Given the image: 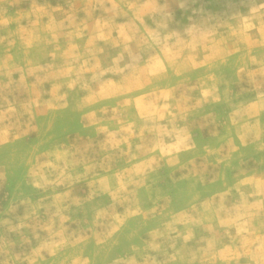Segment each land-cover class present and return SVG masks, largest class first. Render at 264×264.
Listing matches in <instances>:
<instances>
[{
  "label": "rangeland",
  "instance_id": "obj_1",
  "mask_svg": "<svg viewBox=\"0 0 264 264\" xmlns=\"http://www.w3.org/2000/svg\"><path fill=\"white\" fill-rule=\"evenodd\" d=\"M0 264H264V0H0Z\"/></svg>",
  "mask_w": 264,
  "mask_h": 264
}]
</instances>
